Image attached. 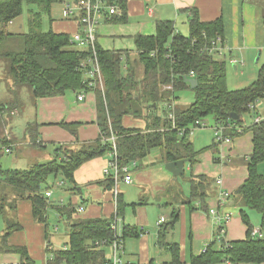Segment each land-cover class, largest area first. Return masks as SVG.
I'll return each mask as SVG.
<instances>
[{
    "label": "trees",
    "instance_id": "16d2710c",
    "mask_svg": "<svg viewBox=\"0 0 264 264\" xmlns=\"http://www.w3.org/2000/svg\"><path fill=\"white\" fill-rule=\"evenodd\" d=\"M57 1L59 0H0V59L7 64L6 72L12 79V86H27L33 99L86 89V71L90 66L87 61L91 50L75 47L66 33L40 28L42 15L50 14L53 3ZM106 1L115 3L122 11L121 16L114 15L108 21H125L126 0ZM25 4L29 5L28 29L13 33L8 28L9 23L22 14ZM188 12L187 34L176 31L170 20L156 21L152 35L136 34V56L133 58L127 51L104 50L96 45L104 88L96 93L99 136L95 140L79 143L76 149L59 145L54 149L51 159L34 162L26 168H2L0 164V185L3 189L0 190V215H4L5 207L9 206V191L12 194L10 203H14V209L17 200L30 201L32 217L35 222L44 224L47 240L48 209L52 208L60 217L66 218V248L53 251V264L102 263L107 256V248L96 245V242L114 237L111 222L115 215H124L125 203L118 189L114 214L96 218H73L76 209L70 201L52 203L50 196H47L46 192L55 184L48 183L51 176L60 177L58 188L62 191L80 194L81 187L74 179V172L84 162L111 150V143L107 141L111 132L117 134L119 165L141 161L153 149H159L161 162L187 158L189 165H193L199 153L207 150L217 153L220 142L213 140L209 146L195 150L188 132L180 134L179 130H187L195 121L204 120L207 116L213 117L216 127L235 124L236 126L225 129L230 137L239 136L243 132L252 134V152L245 161L247 176L231 192V198L238 206V214L247 229L243 239L223 241L215 236L205 252L191 253L188 263L216 264L222 262L223 258L234 264L264 263V237H251L252 226L248 215L249 210H255L260 214L261 227H264V173L259 171L260 164L264 163V120L253 122L249 126H245L242 120L245 112L258 113L250 105L264 99V62L249 85L228 89L226 60L232 55L223 49L225 38L222 18L205 22L199 19L197 9L190 8ZM213 43L223 50L211 51ZM136 62L141 64L142 72L137 71ZM83 63L86 65L83 66ZM188 78L197 79L195 88H191ZM168 85L171 88H165ZM185 90L193 92V101L187 106L174 107L176 128L172 129L171 120L167 116L171 109L169 106L166 109L163 104L178 101V92ZM160 103L163 116L156 113ZM17 106V101H1L0 116L4 111L9 112ZM232 113L237 115L236 119L232 118ZM124 116L141 119L145 126L126 127L122 122ZM255 116L253 113L254 118ZM73 125L62 124L72 134H76V127H71ZM161 127L166 129L161 130ZM30 141L34 147H39V144L36 145L39 143L36 136L31 137ZM13 143L15 139L10 136L0 138V158L5 152L4 148L8 147L9 153L15 149ZM214 161H219V158L215 157ZM103 183L105 188L111 189L114 179L111 175L107 176ZM213 183L216 184L214 177L191 174L186 201L190 210L195 209L192 205L194 202L201 209L208 210L205 198L212 194ZM178 216L177 209L172 208L170 220L164 222L157 233V244L170 253L171 264L185 262L181 260L179 246L165 240ZM20 229L17 219L6 221L4 230L0 232V253H16L19 254L21 263H35L25 246L11 245L8 242L10 234ZM127 237H138L135 227H122L121 238L125 240Z\"/></svg>",
    "mask_w": 264,
    "mask_h": 264
},
{
    "label": "crops",
    "instance_id": "0c3cea01",
    "mask_svg": "<svg viewBox=\"0 0 264 264\" xmlns=\"http://www.w3.org/2000/svg\"><path fill=\"white\" fill-rule=\"evenodd\" d=\"M190 8L197 9L201 21L206 22L222 18L225 38L223 49L229 51L232 55L228 63L234 69L239 62L235 58L237 54L242 61H245L244 57H253V54L258 51V61L264 62V0H126L125 21L109 22L108 19H104L97 27L96 45L104 50L127 51L129 56L133 58L136 56L134 36L136 34H154L156 21L158 20H170L173 22L176 31L187 34L188 10ZM51 20L50 27L56 33H66L71 37L75 31L80 29L76 20L69 19L64 15L63 8L62 17L60 19L52 17ZM11 24H13V21L9 23V26ZM9 30H11L10 27ZM94 92L82 89L71 91L69 95L65 92L63 95L34 99L32 104L35 111L36 129L32 137L36 136L37 142L41 143L39 148L43 150L48 148L51 151H54L59 145L74 148L79 143L93 141L99 136L96 119V95ZM80 93L83 95L82 100L77 97ZM253 108L258 111L257 114L253 112L254 116L264 117V99L258 101ZM122 122L126 127L142 128L145 126L143 120L132 116H124ZM63 123L74 124L71 127H74V129L76 127V134H72L67 128L63 127ZM232 125L236 126L235 124ZM251 138V132H243L234 137L231 143H223L218 146L217 153L214 154L212 150L201 152L195 157L196 162L193 165H188L187 168L191 170L193 175L205 174L215 179L222 177L225 186L230 191L229 197L224 202H220V188L215 184L216 187L211 190L212 194L205 198L208 210L201 209L197 202L192 204L195 209L190 210L189 205L186 204L189 191L184 193L181 186L177 184V179L165 170L164 164L166 162H161L160 153H156L152 157L149 154L146 156H149L147 160H144L145 157L142 159L143 161H136V166L131 169L133 181L130 184L124 183L129 186L133 184L132 189L130 187H125L124 190H122V187L118 188L125 203L124 215L121 218L119 217L121 227L130 225L135 227L138 232V237L135 238L139 240V251L136 253L126 252L127 259L138 264L154 260L171 264L170 253L165 252L157 244L159 227L156 223L160 216L165 217V222L169 221L172 208L177 209L179 216L172 229L166 234L165 240L166 242H174L179 246L182 261L189 260V257L187 258L189 251V254H191L194 251L193 249H199L195 253L199 254L205 245L210 244L215 239L217 225L214 216L209 214V209L212 207L218 209L220 213L226 210H231L234 213L225 226L227 237L225 240L243 239L247 227L238 214L239 208L233 202L231 192L247 176L245 161L252 152ZM30 140L31 138H27V142L13 143L14 147L15 144H19L16 147V153L23 157L14 159L16 165H26L27 158L31 156L38 159L41 155L46 157V161L51 159L49 153L47 156L45 154L39 155L40 150L35 149V147L30 149L31 146L27 145V143H31ZM207 146L195 148V150ZM14 151L15 149H12L10 153ZM215 157H218L219 161H214ZM109 158L108 154L95 157L84 162L75 170L74 179L81 187L80 194L74 195L68 192V201L74 205L75 209L82 206L84 210L80 213L76 211L73 218H96L114 214L116 206L112 188H105L103 183L106 177L103 169ZM237 159H242L243 162L238 163ZM142 163L145 165L140 167ZM185 168L186 165L184 164V170ZM259 171L264 173V163L260 164ZM135 172H137V175H135ZM59 183L60 180L57 181V184ZM124 192H128L131 196L129 198L130 203L126 201L127 197H125ZM52 195L51 191L50 198ZM61 195L58 202L62 201L64 203L65 198ZM132 199L136 200L132 201ZM149 205L157 208L154 210V214L157 215L155 220V246L157 252L154 250L153 254L150 252V231L148 228L149 226L152 228V225L146 224V216L148 218L150 216L146 211ZM168 210L169 215L166 213ZM250 211H248V215ZM14 212L15 219L18 220L21 229L10 234L8 237L9 244L25 246L31 259L35 262L40 260L43 263L47 258V243L53 246L52 234H48L47 240L44 224L35 222L32 217L30 201L17 200ZM237 215L238 217H236ZM258 217L257 222L260 223L261 217L260 215ZM55 227L58 229V226L54 225V232L57 231ZM262 228L264 227H259L260 231ZM261 233L264 237L262 231ZM62 245H65V243ZM194 246L195 248H193ZM19 262V254L0 253V264H18Z\"/></svg>",
    "mask_w": 264,
    "mask_h": 264
},
{
    "label": "rangeland",
    "instance_id": "374dc122",
    "mask_svg": "<svg viewBox=\"0 0 264 264\" xmlns=\"http://www.w3.org/2000/svg\"><path fill=\"white\" fill-rule=\"evenodd\" d=\"M63 3H64L63 0H59L55 3H53L50 14H43L42 15L41 24H40V28L42 30H47V29L51 28L50 24L52 22V20H51L52 17H55L58 19H60L62 17ZM28 8H29V5L25 4L22 14L19 17L15 18L13 20V24H11L9 26L13 33L24 32L28 29V23H27V19L29 16ZM257 54H258V51H257V53L253 54V57H247V56L244 57L245 61H242L238 57V54H237L235 58L239 62L237 63L235 69L226 60V86L228 89H239V88L245 87V86L249 85L256 78L259 67L262 64V61H258L259 57L257 56ZM136 63H137V71L142 72L141 64L139 62H136ZM6 68H7V64L3 60L0 59V102L1 101H6V102L17 101L18 106L13 108L12 110H9V112L4 111L3 114L0 116V138L10 136L11 139H13V140L15 139V142H20V141H22V142L26 141L27 142V138H31L34 135L33 133L35 131V125H36V121L34 118L35 111H34V107L32 104L34 99L31 97L29 90H28L29 88L27 86H25V85L12 86V84H11L12 79L10 76H8V74L6 72ZM86 84H87V82H86ZM103 88H104V86H103L102 74H100V81L97 82L96 88L94 90H92L88 87H86V89H83V90L89 91V92L95 91L94 93L96 95L97 91L98 92L103 91ZM165 88H167V86ZM70 92L71 91H67V95L71 94ZM178 96H179L178 101H173L171 103L164 102L163 105H165L166 109H168V105H172L173 109L175 106H178V105L187 106L189 103H191L193 101V97H194L193 92L191 90H185L182 92H178ZM158 106L159 107L157 108L156 113L163 116V113L161 112V110H162L161 103ZM250 106H251L250 108H252L255 106V104L250 105ZM258 108H261V107H258ZM173 109L170 111L173 112ZM242 120H243V123L245 126H249L250 124L255 122L254 117H253V112L252 113H250V112L249 113L248 112L243 113L242 114ZM202 122L205 123V126L195 127L192 130V133L189 135L194 149L210 145L213 140L216 141L215 131H214L215 123H214L213 117L207 116L204 120H202ZM232 127H233V125H232ZM232 127H230V128H232ZM161 128H163V127H161ZM238 129L240 131L239 127H238ZM224 134L227 135L225 133V129H224ZM110 136L111 135H109L107 137V139ZM230 138H231L230 141L232 142V139L234 137H230ZM116 139H117V137H116ZM216 142H218V141H216ZM38 144L40 147L41 143L39 142L36 145H38ZM18 145L19 144H15V151L14 152H12V153L4 152V154L1 156L0 164H1L2 168L29 167L36 161H43L46 159V157H43L40 154H42V155L45 154V156H47L49 153L51 155V158L53 157V151L48 150V148L43 150V149L35 146V149L40 150V153H39L40 159L39 158L36 159L35 157L31 156V157L27 158L28 161H26V165H23V166L16 165V163L14 162V159L15 158H18V159L23 158L19 153H16V147ZM27 145L31 146L30 149L34 148V145H32L31 143L30 144L27 143ZM220 145H221V143H220ZM27 148H29V147H27ZM49 148L51 149V147H49ZM74 148L76 149L77 146H75ZM30 149H28V151L32 152V150H30ZM248 149H249V146H248ZM156 153H159V149H153L150 153V157H152V155H154ZM148 157H146L144 160H147ZM141 161H143V160H141ZM236 161L238 163L243 162L242 159H237ZM144 165L145 164L142 163V165L140 167H143ZM185 165H186V168L184 170L183 175L182 176L179 175L177 177L176 182H177V184H179L181 186L184 193H186V192L188 193V191H189V180L191 177V170H189L187 168L189 165L188 162H186ZM135 175H137V172H135ZM59 178L60 177L54 178L53 176H51V178L48 181L49 184L50 183L52 184V182L53 183L55 182V184L51 187V191H52L53 195L51 198L49 197L50 201L52 203L58 202L59 196L62 193L63 194L61 196L65 198V203L68 202V200H69L68 192H64L58 188L57 181L60 180ZM222 180H223V182H225L224 179H222ZM123 185H125L123 182L118 183L119 188L122 187V190H124L125 187H130L131 189L133 187V184L130 186L125 185L124 187H123ZM214 187H216V186L213 183L211 188H214ZM222 187L223 186H221L219 188L221 189ZM224 187L227 189V187L225 186V183H224ZM0 190H3L1 185H0ZM5 191H7V190H5ZM7 192H8L7 204L9 206L5 207V209H4L5 214L0 215V232H2L4 230L7 220L13 221L16 218L15 212H14V210H15L14 209V203L13 202L10 203L12 194L10 195V192L9 191H7ZM124 193H125V197H127L126 201L130 203L131 201L129 200V198L131 196L129 195L128 192L127 193L124 192ZM229 195H230V193H229ZM136 199H132V201H134ZM155 209H157V208H154V206H151V205L147 206V208H146L147 213L150 215V216L148 215L149 218L146 216V219H147L146 224L152 225V228H151V226L148 227L149 231H150V235H149V238H150L149 244L150 245L149 246H150V252L152 254H153L154 250L157 252V247L155 246V244H156V242H155L156 241L155 220L157 219V215L154 214ZM128 212H129V210H128ZM127 213H126V216H127ZM162 213H164V211H162ZM166 213H167V215H169L170 214L169 210L166 211ZM259 215L260 214H258L255 210H251L249 213V221L252 224V227H254V228H259L261 226L260 223L257 222L259 219V217H258ZM119 216L121 218V215H119ZM236 217H238V215ZM65 220H66V218L60 217L59 214H57L54 209H52V208L48 209V211H47L48 233L52 234L51 240L53 241L54 250L61 249L64 246L62 244H64L67 240V227H66L67 224L65 223L66 222ZM54 225L58 226V229L56 232H54ZM261 231L264 234V228H262ZM118 232H119V229H118ZM218 236H220V233H218ZM222 237H223V239L227 238L225 234H223ZM124 244H125V250L126 251H125V254L123 255V258L126 260H128L126 252L136 253L139 251V240H137V238H135V237H127L124 241ZM193 248H195V246ZM193 250L194 251L192 253L195 254L198 252L199 249L198 250L193 249ZM106 251H108V250L106 249ZM189 252L187 253V258L190 256ZM35 264H41L40 260L36 261ZM184 264H188V260H186L184 262ZM216 264H225V263L219 262Z\"/></svg>",
    "mask_w": 264,
    "mask_h": 264
},
{
    "label": "built area",
    "instance_id": "2783aa9c",
    "mask_svg": "<svg viewBox=\"0 0 264 264\" xmlns=\"http://www.w3.org/2000/svg\"><path fill=\"white\" fill-rule=\"evenodd\" d=\"M248 1V0H245ZM63 13L64 15L69 19H74L80 26V29L75 31L71 37L70 42L79 49H90L91 50V56L89 57L87 63L89 68H87L86 74H87V84L86 87L94 90L96 88L97 82L100 81V66L97 59V53H96V31L97 27L101 22L104 21V19H109L114 15L120 16L121 10L118 8V6L115 3H107L106 0H67L63 3ZM222 47L218 44L216 45L213 43V47L211 48V51H218L221 52ZM83 66L86 64L83 63ZM192 76V72H191ZM101 85V84H100ZM167 88H171V86H167ZM79 100L83 99V95L80 93L78 96ZM171 110L173 109L172 105H168ZM253 108V107H252ZM168 118L171 120V128H176L175 120H174V114L172 111L169 112ZM264 120V117L262 116H255L254 121L260 122ZM205 126V123L202 122V120L195 121L193 126H189L187 130L180 129L179 133L184 134V132H188L190 135L192 133V130L195 127H202ZM232 125L229 123L227 125H220L215 126V139L216 141L223 143H230L231 138L224 134V129L230 128ZM166 128H161V130H165ZM239 131V129H237ZM111 136L107 139L111 143V150L108 152V155L110 156L109 161L107 165L103 169L104 175L112 176L114 179V185L112 187V192L114 196V202L116 206V198L118 194V183L120 181H123L125 184H130L132 182V174L131 169L136 166V162L132 161L129 164L126 165H119L117 160V146H116V137L117 135L113 132L110 134ZM5 152H9V148H4ZM216 184L221 187L219 192V200L220 202H224L228 196H229V190L224 187V182L222 180V177L216 178ZM47 196H50L51 192H46ZM84 209L82 206H78L76 209L77 212H82ZM209 214L213 215L215 218V223L217 225V233L216 237L218 239H222L223 241H228L223 239V234H225V226L229 219L233 216V211L226 210L223 213H220L218 209L215 207H212L209 209ZM166 221L165 217L160 216L157 221V226L161 227L163 223ZM111 228L114 231V237L109 240H101L97 241L96 245H101V247L107 248L106 258L102 261L100 264H138L131 262L129 260H126L123 258V255L125 254V244L124 240L121 238V221L118 216L115 215L113 221L111 222ZM57 229V227H55ZM119 229V232H118ZM218 233H220V236H218ZM251 237H262V233L259 228H252L250 232ZM208 245V244H207ZM207 245L203 247L200 253H203L206 251ZM66 248L65 246L63 247ZM47 258L43 261L41 264H53L54 256H53V246L47 243ZM222 262L225 264H234L229 259L223 258ZM18 264H25L19 262ZM35 264V263H32ZM61 264H65L64 262ZM144 264H168L164 261L154 260L149 261ZM240 264V263H238Z\"/></svg>",
    "mask_w": 264,
    "mask_h": 264
},
{
    "label": "water",
    "instance_id": "95a60500",
    "mask_svg": "<svg viewBox=\"0 0 264 264\" xmlns=\"http://www.w3.org/2000/svg\"><path fill=\"white\" fill-rule=\"evenodd\" d=\"M258 54H257V56H258ZM187 81L190 83L191 88H195L197 86V79L196 78H188ZM231 116L233 119L237 118V115L235 113H232ZM188 161H189V159H187V158H183V159H179V160H175V161H169V162H166L164 164V168H165V170L170 172L175 179H177V177L179 175H181V176L183 175L184 164Z\"/></svg>",
    "mask_w": 264,
    "mask_h": 264
},
{
    "label": "bare ground",
    "instance_id": "6f19581e",
    "mask_svg": "<svg viewBox=\"0 0 264 264\" xmlns=\"http://www.w3.org/2000/svg\"><path fill=\"white\" fill-rule=\"evenodd\" d=\"M255 107V106H254Z\"/></svg>",
    "mask_w": 264,
    "mask_h": 264
}]
</instances>
